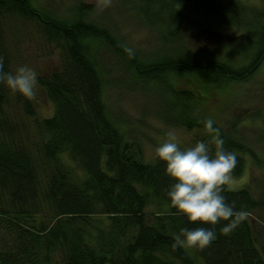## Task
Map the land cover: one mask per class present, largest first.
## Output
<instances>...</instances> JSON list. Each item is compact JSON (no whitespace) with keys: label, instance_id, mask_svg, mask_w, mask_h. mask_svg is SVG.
Segmentation results:
<instances>
[{"label":"trees","instance_id":"16d2710c","mask_svg":"<svg viewBox=\"0 0 264 264\" xmlns=\"http://www.w3.org/2000/svg\"><path fill=\"white\" fill-rule=\"evenodd\" d=\"M120 1L132 2L142 22L164 33L169 55L148 63L130 57L109 29L88 19L92 9L81 3L61 21L29 0H0L5 72H11V49L24 25L33 24L47 44L60 50L62 61L58 71L37 79L53 105L48 118L38 119L30 100L10 99L0 83V264H264L254 228L264 199L256 198L249 186L223 191L226 203L250 213L230 234L221 232L226 221L212 228L174 215L167 197L174 181L165 175L166 164L145 161L138 134L121 133L108 117L98 57L91 51L111 52L145 81L166 83L172 75H189L206 86L244 82L264 60V0L254 5L185 0L178 10L167 0ZM189 12L210 20L218 32L240 31L256 50L252 62L233 68L213 57L216 50L188 48L179 29ZM172 96L165 121L191 133L194 144L210 142L204 123L208 118L194 110L197 95L180 90ZM170 112H179L180 118L170 119ZM117 118L124 125L129 121ZM248 118L260 122L264 136V113L254 111ZM213 127L220 129L224 149L237 154L232 177L241 178L246 156L253 153L237 135V122L228 132L215 123ZM210 149L214 155L215 146ZM200 227L215 231L210 246L173 249V237L181 229Z\"/></svg>","mask_w":264,"mask_h":264},{"label":"rangeland","instance_id":"374dc122","mask_svg":"<svg viewBox=\"0 0 264 264\" xmlns=\"http://www.w3.org/2000/svg\"><path fill=\"white\" fill-rule=\"evenodd\" d=\"M58 20H66L74 13L77 4L90 6L89 20L110 30L117 43L134 50V56L144 63L157 61L169 55V41H164L157 26L146 25L137 15L135 5L129 1L111 0H29ZM185 0H167L171 8H182ZM248 5L258 4L257 0H242ZM189 20L179 29L188 48L198 53L216 50L213 57L231 65L233 68L247 66L252 62L256 50L242 36L240 31L218 32L212 22L202 16L188 13ZM157 25L160 24L157 22ZM22 36L18 34L17 47L11 49L13 59L11 72L20 66H29L37 72V79L58 71L61 68V52L47 44L33 25H24ZM98 57V70L103 83L102 100L108 117L121 132L135 131L141 138L145 161L154 159V149L166 138L169 130L174 129L180 140L181 149L193 147L191 133L172 126L174 121H165L164 113L174 92L191 91L197 95L199 104L194 106L197 114L211 118L214 123L228 132L232 123L237 122V135L252 151L253 157L246 156V169L241 178H233L230 188L249 186L256 198L264 199V136L260 122L249 117L254 111L264 113V60L252 76L244 82H216L204 84L194 76L172 75L166 83L145 81L137 77L135 71H128L126 61L102 48H91ZM100 67V68H99ZM140 76V75H139ZM10 99L13 95L8 89ZM23 97V96H22ZM172 98V99H171ZM29 100V99H28ZM12 101V100H11ZM36 117L48 118L53 114L43 91L36 88V97L31 99ZM175 110V108H173ZM172 110V112H173ZM170 112V119L180 118ZM118 116L128 119L121 124ZM255 219L254 228L259 235V246L264 256V211Z\"/></svg>","mask_w":264,"mask_h":264},{"label":"clouds","instance_id":"9594fccd","mask_svg":"<svg viewBox=\"0 0 264 264\" xmlns=\"http://www.w3.org/2000/svg\"><path fill=\"white\" fill-rule=\"evenodd\" d=\"M110 4L111 0H105ZM124 51L134 56V50L126 45ZM37 72L29 66H20L14 72L4 71V60L0 56V83L10 92L26 99L36 97ZM205 129L212 134L210 142L200 141L193 147L181 149L180 140L174 129L169 130L166 138L154 149V159L166 164L165 175L174 183L167 192L170 207L174 215L186 217L189 223H200L214 228L226 221L221 228L224 234H230L250 213L236 210L235 204H228L223 191L232 184V173L238 163L235 152L226 151L224 140L220 138V129L214 128V121L209 118ZM210 144L215 146L211 155ZM216 233L204 227L189 230L181 229L174 235L173 249H204L215 240Z\"/></svg>","mask_w":264,"mask_h":264}]
</instances>
